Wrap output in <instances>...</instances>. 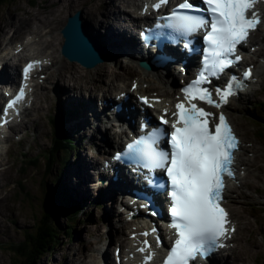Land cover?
I'll return each instance as SVG.
<instances>
[{
	"label": "bare ground",
	"instance_id": "1",
	"mask_svg": "<svg viewBox=\"0 0 264 264\" xmlns=\"http://www.w3.org/2000/svg\"><path fill=\"white\" fill-rule=\"evenodd\" d=\"M80 1L81 0H71V2H80ZM112 1L113 0H109V3H111ZM133 1L117 0V2L122 5V7L111 6L110 9H107L106 4H102V3H99L97 6H93L89 3H87V5H85L84 3L80 4L83 7H85L87 10H89L90 13V16L85 17L83 21V25L85 24L84 27L86 28L84 29L89 33L90 35L89 37H91L95 42V44H97V46L101 49L102 54L99 57H97L95 63L93 64V67L91 68H86L85 65L79 64L77 62L69 61L66 58L65 60L68 62V65H65L64 63L55 60L53 63L58 64L57 69L54 72L49 73L46 78V81L50 78L52 81H61L67 83L68 85L66 88L64 86L58 87L55 84L51 83L53 86L57 87L59 91L63 92L66 95L65 105L69 109V112L65 117V129L67 133L75 139H77V137L84 136L85 138L84 141L86 140L87 137L89 138V141L95 146V151L93 152V155L95 157L92 159L91 162L84 161L83 158L77 162H74L70 159L68 165L64 169L59 170L56 174H54V177L57 178L56 176H58L59 182L64 187L66 186V188L83 204H87L92 199L89 190V185H91V187L94 188L95 194L97 193L96 198H98V200L100 201L99 204L101 205L107 204L106 213L107 216L109 217V221H108L109 226L108 228L106 227V229L104 230L105 232L101 234L102 236H100L99 235L101 230L100 226L102 224L101 221H103V218L102 216L99 217L98 215H96L93 210L89 212L88 215L89 221H87L86 225L93 228L92 237L83 239L82 241V243H84L83 244L84 248L87 250V254L82 255L81 251L76 250L74 252L73 257L71 256L69 257L68 264H110L108 257L106 256L104 257V253L106 252V247L110 243H112V239H114V242L119 240V242L121 243L124 240L123 237L125 235L124 231L122 230V226H124L125 228L130 227L131 229V226L133 225V223L125 222V217H124L125 211H122L120 213L117 210L118 207H120L121 202L125 201L127 198L125 197L127 194L125 190H127L128 187L124 183H122V181H118L117 183H112L111 181H109V186L106 189L102 188V186L104 187L105 184L107 183L109 175L112 176L113 174L110 169H107L108 172L98 171L99 169L96 166V161H99L98 160L99 157L100 159L101 157H103V159L105 160L109 150L116 146V144H111L110 141L116 142L120 137L124 136L123 134L125 133V130L127 128H130L131 125L127 124L126 121H122L123 118H119L118 115L113 116L111 113L110 114L112 116L109 115L108 114L110 112L109 109L107 112L100 110L97 107L96 98L94 100L93 97L96 96L97 99L99 100L102 99L107 100L108 96H111L113 94L114 97L115 95L114 93L118 94L121 90H125L126 88L123 89V84L119 85L116 89H114L112 86L113 84H115L116 79L120 77V75H126L128 73H132L137 78V80H139V86L143 82L148 81L149 78L152 79V81L157 84L156 87L160 95H166V94L172 95L176 87L175 85L176 76L171 75L170 78L163 74L164 71L168 72L167 65H165V67L160 70L151 65L152 63L151 60L149 59L150 54L148 51H146L148 49L147 41L150 39L148 35L146 36L145 43L142 47L138 42V40L133 38V36L129 34V32L135 30L136 25L142 23L143 21V18L139 17V15L136 14L138 9L140 8L139 4L137 5ZM139 1L140 4H142V2H144L145 0H139ZM60 3L61 0H55V3L51 4V9L48 11L49 13L48 16L45 15L39 16L37 14H34L33 16V18L36 17L34 18V22H36V24L34 23L35 26H33L34 33H32L34 37H37L35 43H37V45H40L41 49H44L45 53L43 54V56H50L52 59H54L55 57V52L57 53V51L59 50L61 55H63L61 49H62V44L64 42V37L57 36L54 38L50 35V30L53 25L52 23L55 21V19L58 16L56 7ZM79 12L82 15L81 11ZM262 12L264 14V7ZM70 14L71 12H68V14L66 15L68 16ZM96 14L98 16V17L96 16L98 19L97 20L94 19V21H92V19ZM67 16L64 18V22L67 19ZM262 24L264 25V22ZM262 24L261 26H259V28H257L254 35H257V32L262 27ZM24 25H26V20L22 19L21 17L18 18L16 15L14 21H10L9 23L4 25L0 24V37H2L4 34L5 36H11L12 33L14 38L19 37L20 34L24 31L23 28ZM6 26H8V31L5 33L4 28ZM64 26L65 25H63V27ZM99 26H102L104 28L100 30L98 29ZM22 28L23 31L21 32ZM114 30L117 32L115 33ZM123 36H126L127 39H124ZM33 43L34 41L30 42V44ZM253 44L254 45L258 44L259 47L257 51L259 52V54H264V28L262 33L258 34L256 41H253ZM91 45L94 46V44ZM40 48L37 46L38 51H40ZM46 49H48V51H46ZM1 52L2 50H0V64L2 63L0 74L2 73L4 79L11 82L14 79V74H15V61L8 63L6 56H2ZM260 58L261 56H258L257 65L256 67H254V73L255 76L257 77V80L256 82L247 85L248 90L244 94V95H248L249 93H251L252 98L254 99L259 98L258 93L254 89H257L258 84L262 82L264 79V61L261 62ZM262 59L264 58L262 57ZM141 60H144L146 62L149 69L145 70L141 68ZM111 63L114 64L112 65ZM187 65L190 68L194 66V63L189 61ZM119 66L122 67L119 70L114 68ZM90 71H92V73H89ZM152 87L154 86L148 87L147 90H149V88ZM116 90L119 91L115 92ZM141 91L144 90L141 89ZM85 92L87 93L89 92L92 96L91 95L83 96V93ZM135 92H139L138 88L133 93ZM126 93H128L129 96L127 103L131 102L132 96L130 95L128 89L126 90ZM46 98H48V96H46ZM51 98L52 95L49 97L48 101H50ZM84 99H88V100L85 101ZM114 100L115 99L113 98V101ZM241 101L243 102L244 106L247 108L248 112H250L254 116L257 115L255 113L258 112L255 111V109H250L248 107V99L245 96L243 95L241 96ZM261 101L264 102V99L262 97H261ZM229 103L224 107L225 114L227 115L229 121L232 123V127L234 128L233 130L238 135L236 127L232 122L233 111H232V115H230L229 113L230 110L228 109ZM102 107L104 108V106ZM93 108L96 109L94 116L92 112ZM136 112H137L136 109H134V111L128 109L127 114H129L130 117H132L133 114ZM28 114H26V116L24 117L23 125H20V128L25 126L24 128L28 127L29 129H31L34 132V141L35 143H37L40 138V126L36 124L37 122L36 119L34 121L33 120L26 121V117H28ZM234 118L237 121L236 112L234 113ZM119 124H122V126ZM117 127H120L119 131L116 130ZM246 135L250 138L247 132ZM242 142L243 141L241 140V150L239 156H237V162H236L239 168L238 172H240L241 170H245L246 166L251 170L252 166L256 162V157H258V153H259L257 148H254L253 146L247 147L248 151L254 152L253 157L245 156L244 158H240L242 156V149L245 146V144L242 146ZM252 142L255 144L256 140L253 138ZM3 144L4 145L8 144V140L7 139L4 140ZM244 149H246V147H244ZM11 150L12 149L9 148L8 151ZM8 151L7 149L0 151V190H1L0 199L3 200L5 198V202L7 205L6 212L4 211V209L2 210L0 207L1 222L5 220L3 218H8L7 212L9 209H11V207L13 208L12 211L13 214L17 212L18 207L15 204H13L14 200L11 198L10 193L12 187L11 184L18 181L19 176L18 175L13 176L11 172H12V168L15 166V160H17V162L18 159L21 160L20 165L18 167V171L21 170L22 163L24 162V158L22 160L21 156L19 157L16 154V150L14 154L11 155V157L8 159L7 156ZM28 160L30 161L31 158H29ZM52 177L49 180H51ZM139 182L141 183V181ZM6 183L8 184H7V188L5 189L4 187L6 186ZM114 186H118L120 189V191L117 192V195L121 196L120 199H118V197L114 195L113 189L110 192L111 188ZM161 187H163V185H161ZM240 187L241 186H238L236 183L234 185H228L226 198H229L232 195H234V192L237 193ZM241 189L243 188L241 187ZM230 200L228 199V201ZM235 201L236 199H233V202ZM227 205L225 204L227 210L229 211L230 207L228 208ZM93 208L97 210L99 209L98 205H95ZM114 208H115V212H114ZM116 212L121 215L117 216ZM112 213L113 216L110 217ZM10 219H13L15 221L20 220L19 215L13 216V218ZM112 221H114V224L116 226L112 225L113 224ZM135 224L136 222L134 223V225ZM239 227L243 229V226H239ZM114 229H116V232H114ZM2 233H3V229L0 230V234ZM5 240L9 241L8 238H6ZM242 245L245 244H242V237L240 236V241L238 242L236 248L235 247L229 248L227 251L223 253V255L220 256L217 254L219 259L210 262V264H226V261L224 259H227V257L224 255L228 253L231 254L232 259H235L232 264H239V261L242 260L243 258V256L241 255V252L243 251L240 250ZM94 251L97 252L94 253ZM246 251L247 249L245 250L244 259H246L249 256V254L246 256ZM91 260L92 262H90Z\"/></svg>",
	"mask_w": 264,
	"mask_h": 264
},
{
	"label": "snow or ice",
	"instance_id": "2",
	"mask_svg": "<svg viewBox=\"0 0 264 264\" xmlns=\"http://www.w3.org/2000/svg\"><path fill=\"white\" fill-rule=\"evenodd\" d=\"M168 2L158 0L152 7L159 9ZM257 2L200 0L197 5L193 0H181L166 17L161 18L165 23L157 25L185 38L202 32L204 45L201 70L182 90L189 103L187 106L183 102L177 103L176 111L172 113L175 117L171 122L172 131L167 133L161 128H153L127 144L125 151L116 157L126 156L150 174L160 169L167 176L170 185L169 227L174 229L176 238L163 264H190L198 256L205 257L216 247L223 246L219 241L229 231L226 227L228 214L221 204L224 178H234L235 175L232 165L239 140L223 113L218 122L212 124L209 119L212 113L192 101L199 100L220 108L243 87L242 81L232 75L224 87L215 88V95L219 98L216 101L212 91L204 85L240 61L241 57L236 55L238 46L246 43L250 32L261 23L260 14L254 10ZM32 67L30 63L24 68L25 78ZM250 77L251 70L244 71L243 79ZM23 98L24 86H21L8 107ZM161 123L168 124L169 121L162 117ZM144 127L142 125V131ZM165 136L168 137V151L159 147ZM145 178L153 183L151 175ZM157 244H160L159 238ZM145 245L148 246L147 241ZM152 258L153 254L149 253L144 264Z\"/></svg>",
	"mask_w": 264,
	"mask_h": 264
},
{
	"label": "rangeland",
	"instance_id": "3",
	"mask_svg": "<svg viewBox=\"0 0 264 264\" xmlns=\"http://www.w3.org/2000/svg\"><path fill=\"white\" fill-rule=\"evenodd\" d=\"M133 2L138 3L139 1L135 0ZM52 3H55V0H8L5 4L0 5V24L4 25L9 23L10 21H14L16 15L18 18L21 17L22 19L26 20V25L23 26L24 31L22 28L21 32L22 31L23 32L20 34L19 37L14 38L13 33L11 34V36H5L4 34L2 37H0V40L2 42V43L0 42V50L3 49H6L7 51L12 50L13 47L17 45L16 40L19 41L21 37L25 36L27 38V41L28 40L34 41V43L32 44L33 52L38 53V55H43L45 53L44 49H41L40 45H37V43H35L37 37H34V35L32 34L34 33L33 26H35L36 24V22H34V18L36 17L33 18V16L34 14H37L39 16L41 15L48 16L49 15L48 11L51 9ZM82 3H84L85 5L89 3L93 6H97L99 3H102V4H106L107 9H110L111 6L122 7V5L117 2V0H113L111 3H109V0H84V1L81 0L80 2H71V0H61V3L58 4L59 6L57 5L56 7L59 17L57 16L55 21L52 23L53 25L50 30V35L52 37L54 38L57 36L63 37L62 33L61 32L59 33V30L61 27H63L64 23L66 22V20L64 22V18L67 16L66 14H68V12H71V14H73L75 11H81L82 25H83V21L85 17L90 16V13L89 10H87L85 7L80 5ZM96 16L97 14L94 16L93 19L91 18L92 21H94V19L95 20L98 19L97 18L98 16L97 17ZM83 26H85V24ZM103 28L104 27L102 26L98 27V29L100 30H102ZM263 28L264 25H262V28L260 29V31H258V34L262 33ZM4 31L5 33L8 31V26L4 28ZM116 32L117 31H115V33ZM258 34L254 36L253 41H256ZM37 46L40 48L39 52H37L38 50ZM253 47L257 48L259 47V45L250 44V52L247 54L246 59H247V63L255 64L256 67L258 56L256 55L257 58H255V52L254 51L252 52L251 50V48ZM46 51H48V49H46ZM55 60H57L58 62H62L65 65H68V62L65 60V58L62 57L60 50L57 51V53L55 52V57L53 59V62ZM260 61H262V59H260ZM57 65L58 64L53 63V65L48 69V72L49 73L54 72L57 69ZM114 68L119 70L122 67L119 66ZM92 71H90L89 73H92ZM132 75H133L132 73H128L126 75H120V77L116 79V82L115 84H113L112 87L116 89L119 85L123 84V89L126 88V86L129 84V79ZM51 83L55 84L58 87L64 86L67 88L68 86L67 83L65 82L52 81L50 78L45 83L43 82L42 85L36 86L35 88L36 90L34 92L33 106L29 111L28 117H26V121L27 120L34 121L36 119L37 121L36 124L40 126V138L38 142L35 143L34 132L31 129H29L28 127L26 129H24L23 127L20 128V125H23L22 122L21 124H19L18 127L14 129V131L10 133L9 137L7 138L8 144L4 145L5 149H9V148L12 149L11 151L7 152L8 159L11 157V155L14 154L16 150V154L19 157L21 156L22 160L24 158V162L22 163L21 170L18 171V167L20 165L21 160L18 159V162L17 160H15V166L12 168V172H11L13 176L14 175L19 176V180L11 184L12 187L10 193L11 198L14 200L13 204H15L18 207V209L17 212L13 214L12 212L13 208L11 207V209H9L7 212V217L9 219L3 218L5 220L3 222L0 221L1 222L0 230L3 229V233L0 234V240H1L0 264H12L14 260L15 261L18 260V258L13 255V250H12L13 247H15L16 244L21 243L23 241L26 232L33 231L35 227L36 229L38 228L39 224H37V221L40 219L48 220L47 223H44V221L41 220L40 223L43 226V228H48V227L54 228L58 226L55 223H58L60 228L57 227V229L60 230L61 233L57 237V244H55V246L52 247L50 252L46 253L45 256H41L40 258H38V260L36 261L37 263L35 264H68L69 257L70 256L73 257L74 252L76 250L81 251L82 255L87 254V250L84 248L83 245L84 243H82V241L83 239L92 237L93 228L86 225L87 221H89L88 215L91 210H93L96 215H98L99 217L102 216L103 218V221H101L102 224L100 226L101 228L99 234L100 236H102L101 234L105 232L104 230L106 229V227L108 228L109 226V222H108L109 217L107 216L106 213L107 205L101 206L100 204L98 205L99 207L98 210L94 209L93 206L100 203L98 198H95L93 199L90 205H84V209H82L79 212L80 221H77L75 223L73 239L72 241H67L68 240L67 233L68 231H70L71 224L68 221H65L64 217H60V216H58V219L53 218V222H55L53 223L50 221L51 217H49L43 211L37 208L39 207V204L42 202V200L45 198L46 190L48 192L49 188L58 186L59 177L56 176L57 178H54V174H56L59 170L64 169L68 165L70 159L74 162H77L83 158L84 161L91 162L92 159L95 157L93 155V152L95 151V146L89 141V138L86 137V140L84 141L85 139L84 136L77 137V139H75L69 135L73 139V142H75L74 149L68 152V155L70 154V156L64 158L65 154L63 155L61 154L62 158L58 159L54 157L55 161L51 163L50 169L47 170L48 156L50 154L51 156L54 155L49 149L53 128L51 127L52 125L51 123H49L48 119L49 117L54 118L57 116L64 123V119L68 112V107H66L65 105L66 95L63 92L59 91L57 87L53 86ZM147 85L154 86V88L158 90L156 87L157 84L154 83L150 78L148 81L144 82L140 87L144 88ZM117 91L119 90H116L115 92ZM88 93L87 92L83 93V96L91 95L90 93L89 94ZM114 94L116 95V93ZM51 95L52 98L50 101H48ZM241 95L245 96L248 99V107L250 109H255V111L259 112L258 114L260 115V117L264 118V105L260 104L259 107L257 105V101H256L257 99L252 98L251 93H249L248 95H244V94ZM46 96H48V98H46ZM111 96H113V94ZM111 96H108L107 98L110 99L113 98ZM95 98L97 102V107L100 109L99 106L100 100L97 99L96 96H94L93 99L95 100ZM262 98L264 99V96ZM243 105H244L243 102L241 103L240 101H238V98L232 99L228 105V109H230L229 110L230 115H232V111H233L232 122L236 127L240 139L243 141L242 146L245 144L244 147H246V149H244L243 147L242 156L240 158H244L245 156L253 157L254 152L248 151L247 147L253 146L254 148L258 149L259 153L257 152L258 157H256V162L252 166V169L250 170L246 166L245 170H241L239 172L238 180L230 184V185H234L236 183L238 186H241L243 188L241 189L240 187L237 193L234 192V195L228 198L229 200L231 198V200L228 202V207H230L229 209L231 212L230 214L232 220L236 224V231L233 238V245L231 248L234 247L236 248L238 242L240 241V236H241L242 244H245L246 246L242 245V247L240 248V250L243 251L241 252L243 258L242 260L239 261V264H264V125L261 126L258 123L254 122L255 120L251 119L249 116L246 117V115H244ZM235 112L237 114V121L234 118ZM246 112H247V108H246ZM131 124L133 125L134 123ZM58 128H59V123L57 129ZM246 132L249 134L250 138L246 135ZM259 132H262L263 134L260 135ZM14 133H18L21 135L16 136ZM16 137L20 138V140H16ZM253 138L256 140L255 143L256 145L252 142ZM119 142L120 139L117 142L112 141L113 144L116 143L118 144ZM42 149H44L45 151H43ZM240 150H241V146H240ZM240 150L238 151L237 156H239ZM41 152L44 155H46V158L43 155L41 157L37 155ZM22 153L25 154L22 155ZM36 157H37V161L35 165L28 164L29 158H36ZM102 159L103 157H101V159L99 157L98 159L99 161H96V166H98V168L101 166ZM235 165L236 167H238L237 163ZM51 177H52L51 180H53L54 183H52L51 180H49ZM7 184L8 183H6V186L4 187L5 189L7 188ZM89 190H90V195L97 196V193L95 194L91 185H89ZM235 195L238 197H236ZM233 199H236V201L233 202ZM0 207L2 210L4 209V211L6 212L7 205L5 202V198L3 200L0 199ZM87 207L89 208L85 209ZM115 208H114V212H115ZM16 215H19L20 218L19 221L10 219ZM116 215L120 216L121 214L116 212ZM112 216L113 213L110 215V217ZM112 222H113L112 225L116 226L114 224V221ZM64 226H65V232L62 231V228ZM239 226H243V229H241ZM124 228L125 227L122 226L123 231ZM114 232H116V229H114ZM6 238H8L9 241L5 240ZM116 244H121V243H119V240L114 242V239H112V243H110L106 247V252L104 253V257L105 256L108 257V260H110L111 264L113 263L112 255ZM246 249H247L246 256L248 254L249 256L246 259H244ZM96 252L97 251H94V253ZM224 256L227 257V259H224L226 261V264L228 263L232 264L235 260L232 259L230 253L225 254ZM92 260L90 262H92Z\"/></svg>",
	"mask_w": 264,
	"mask_h": 264
},
{
	"label": "trees",
	"instance_id": "4",
	"mask_svg": "<svg viewBox=\"0 0 264 264\" xmlns=\"http://www.w3.org/2000/svg\"><path fill=\"white\" fill-rule=\"evenodd\" d=\"M8 0H0V5H3ZM264 89V85L262 87ZM264 96V94H263ZM261 105H264V102H259L257 105L260 107ZM69 112V110H68ZM259 113V112H258ZM258 118L257 121H254L258 123L259 125H264V118L260 117L259 114L256 115ZM49 123H51L52 130V136H51V142L49 149L54 154L51 156V154L48 156V162H47V170L50 169L51 163L55 161V158H58V155L56 153H59V158H62V155H64V158L69 157L68 152L72 151L75 147V143H73L72 138L69 136L65 129V119L64 123L56 116L54 118L49 117L48 119ZM59 123V128L58 127ZM54 124V125H53ZM260 135H262V132H259ZM45 151L44 149H42ZM62 154V155H61ZM38 156H44L46 158V155H44L42 152L37 154ZM37 156V157H38ZM36 158H32L28 163L35 165ZM55 157V158H54ZM55 178V177H54ZM52 183H54L53 180H51ZM67 189L61 185L55 186L53 188H49L48 192L46 190L45 198L42 200V202L39 204V208L41 211H43L46 215L51 217V222H53V218H57L58 216L64 217L65 221H68L70 226V231H68L67 241H72L73 239V233H74V226L77 221H80L79 218V212L82 210V207L80 204L67 197ZM41 220L44 221V223H47V219H40L37 221V224H39L38 228L33 231H28L24 235V239L21 243H18L13 247V255L18 258V260H14L12 264H35L38 258L41 256H45L46 253L50 252L52 247L57 244V237L60 235L61 231L57 229L60 228L58 223L57 227H48L43 228L41 225ZM55 226V225H53ZM62 231L65 232V226L62 228ZM13 256V258H14Z\"/></svg>",
	"mask_w": 264,
	"mask_h": 264
},
{
	"label": "water",
	"instance_id": "5",
	"mask_svg": "<svg viewBox=\"0 0 264 264\" xmlns=\"http://www.w3.org/2000/svg\"><path fill=\"white\" fill-rule=\"evenodd\" d=\"M65 26L60 29L64 42L61 52L69 61L85 65L86 68L93 67L97 57L102 54L101 49L95 44L91 37L85 34L82 27V17L79 11L68 15ZM91 44H94L92 46ZM146 66L144 62L141 63ZM244 113L246 109L244 108Z\"/></svg>",
	"mask_w": 264,
	"mask_h": 264
}]
</instances>
